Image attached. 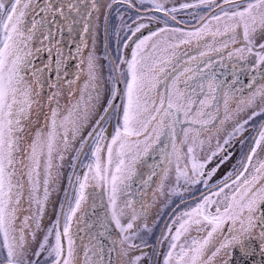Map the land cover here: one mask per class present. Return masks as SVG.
I'll list each match as a JSON object with an SVG mask.
<instances>
[{
    "label": "snow or ice",
    "instance_id": "snow-or-ice-1",
    "mask_svg": "<svg viewBox=\"0 0 264 264\" xmlns=\"http://www.w3.org/2000/svg\"><path fill=\"white\" fill-rule=\"evenodd\" d=\"M119 2L135 7L131 0H113V3ZM144 2L140 0L141 4ZM147 3L151 5L149 12L163 13V16L150 15L147 17L148 23L138 22L143 19L138 17L132 20L131 25H124L130 33L123 43L124 49L131 47L127 57L118 53L117 60L113 61L110 56L104 55L103 58L112 65L109 71L111 88L104 109L105 115L97 121L101 126L89 133V137L93 138L92 162L86 165L88 171L79 183L74 206L67 213H61L64 216L62 230L58 218L32 253L33 258L29 259V237L35 241L36 233L40 230L50 195V184L56 180L54 169L60 166L53 163L54 154L58 160L64 159L63 151L70 145L68 133L71 131L72 139H75L79 124L78 120L69 121V117L64 118L60 127L70 123L71 128L65 127L60 140L63 150H59L57 111L53 110L50 129L39 131L30 141H24V121L32 106L31 87L24 77L33 54L29 42L38 30V25L42 27L47 21L33 18L31 26L25 31V18L35 13L39 4L35 0H12L9 6L6 0H0V235L3 237L0 245L3 259L0 264H80L71 228L73 217L85 199L84 190L88 186L89 173H92L91 179L96 182V186L103 185L109 189L108 207L111 209V220L122 236L120 244L123 255L127 256L130 251L142 246L147 247L143 240L140 244L134 242L140 238L139 232L133 231L134 222L143 212L137 213L133 208L128 222L124 224L121 219L126 213L123 208L118 210L117 207L120 185L127 186L125 182L129 178L125 175V157L134 148L139 149L140 145H143L142 151H137L132 157L133 164L141 154L146 155L160 142L162 136L168 135L171 138L172 153L176 157L177 184L183 179L185 184L203 182L207 185L208 179L215 172L213 169L205 174V164L198 163L194 154L197 143L203 145L204 141L200 139L202 133L210 131L209 126L214 127L216 120V114L208 109L216 99L215 94L221 82L216 79L210 54L219 53L242 40L244 47L229 51V57L235 55L242 60L254 57L256 68L264 65V0H222L220 3L217 0H197L196 3H182L180 9L203 7L206 10L203 15H192V19L200 26L189 31L169 26L170 21L182 23L177 21V8H166L163 0H147ZM67 7L69 12L80 14L75 4L69 2ZM40 11L52 16L59 13L65 21H69L70 31L71 25L77 23L74 18L65 15L63 6L57 8L47 3ZM152 23L163 26L153 30L149 27ZM146 28L149 29L148 35L137 36ZM88 30V24L85 23L83 31ZM133 37L136 39L133 40ZM218 37L227 39L217 40ZM193 44L197 55L189 56L187 51L181 52L182 46L191 49ZM77 51H80L79 46ZM98 59L94 53L87 57L89 84L85 86L87 89L90 85L96 93L97 101L100 99L97 90ZM60 63L57 60L58 66ZM121 65L125 67L121 69ZM120 84L124 85L122 90L118 87ZM199 93H204L203 99L198 98ZM88 95L91 101L92 92ZM223 98L225 119H231V93L224 91ZM258 99L264 100V85L238 101L235 111L255 107ZM117 100L119 104L115 103ZM92 107H84L83 117L87 116ZM260 112H264V107ZM260 112H253L252 115H259ZM109 116L116 118L110 138L105 135L106 129L102 126ZM223 122L221 120V124ZM246 123L247 120L237 124L224 144H229ZM180 124L187 126L182 127L178 134L176 127ZM86 143L88 138L81 143L78 156ZM185 144L186 153L183 152ZM223 150L218 142L211 156ZM261 150H264V124L252 137V143L244 158L239 161V167L229 172L221 183L210 186L194 206L176 215L173 220L174 232L172 227H168V234H162L160 242L168 240L163 264H228L224 259L229 254L228 250L239 246L247 255L249 248L246 241L253 238L260 240V248L264 252V158L257 159ZM102 153L106 154V159L102 158ZM185 157L191 165L190 169L188 164L181 167V160ZM227 159L224 157L221 162ZM166 163L171 165L172 160L166 158ZM170 170H163L161 190ZM128 171L130 175V169ZM205 176V179H200ZM77 180L80 178L77 177ZM25 199L29 203V215L21 220L19 214L24 210ZM126 207H132L130 201ZM227 222L232 225L228 229L231 235L221 239V229ZM144 227L147 228V225ZM192 231L198 235L182 243V238ZM53 232L54 240L49 243ZM200 233L204 235L200 236ZM44 253L46 257L41 262L39 258ZM84 255L85 264H91L87 250ZM143 255L132 257L131 264H140Z\"/></svg>",
    "mask_w": 264,
    "mask_h": 264
},
{
    "label": "rangeland",
    "instance_id": "rangeland-1",
    "mask_svg": "<svg viewBox=\"0 0 264 264\" xmlns=\"http://www.w3.org/2000/svg\"><path fill=\"white\" fill-rule=\"evenodd\" d=\"M169 1L170 0H163L164 3H170ZM196 2L197 0H172L171 3H174V5L177 6L176 8L178 9V11L175 13L177 21L182 23L175 22L171 27H180L185 31L192 30L194 27H199L200 25L192 19V15L194 13L197 16L203 15L206 10L203 7H201L200 9H180L179 7L182 3ZM220 2H222V0H217V3ZM146 7L147 9H149L151 8V5L147 4ZM143 13L144 12L142 11H135V14L132 17L134 19L141 17L143 19L138 22L148 23V16H162L161 13L149 12L148 10L146 11V13ZM28 16L25 18V31H27V29L29 28L27 25ZM96 24L92 27V31L90 33L91 41L86 50V53L83 54V60L85 63L84 73L86 75V80L82 82L80 93L77 96L76 101H72V99L69 101L68 99L66 102V96H68V94H57L53 108L51 106L50 98L49 100L48 98H45L44 102L36 101L35 94L32 88L34 87L33 82L31 81L28 73L30 70L28 69L24 73L25 80L31 87L30 99L32 102V106L28 111L29 118L24 121V141H30L39 131H47L50 129L51 113L53 110L57 111V147L59 150H63V145L60 143V140L63 137L65 127L69 129L71 128L70 123H65V127H60L61 122L64 121V118L69 117V121L78 120L79 124V131L75 139H72L71 131H69L68 133L70 145L66 151H63L64 159L60 161L54 154L53 163L59 164L60 166L54 169V172L56 173V180L54 183L50 184V195L48 197L47 205L45 207L43 218L41 220L40 230L36 233L35 241H32L31 237H29V259L33 258L32 253L37 250L38 245L43 239L44 235L47 233L48 229L53 226L54 222L58 218L60 220V228L62 230L64 224V216L61 213H67L69 208L74 206L75 200L77 198L79 183L83 180L84 174L88 171L86 165L92 162L91 144L93 138L89 137V133L93 132L94 129L98 130V128L101 126L97 124V121L100 120L102 115H105L104 109L107 106L111 88V84L109 81V71L112 65L109 64V62L103 57L105 54H107L112 58L113 61H116L119 53V51L115 53V51L117 50V44L112 40V33L110 34V41L106 43L104 34L102 32L104 27ZM214 24L215 22H213V25ZM73 25L74 24H72L71 28L72 30H75ZM162 26L163 25H158L155 23L149 25L150 28H158ZM115 28L116 27L114 26V29ZM147 29L148 28L143 29L142 31ZM125 37L126 35H121L120 40H122V42L119 45V49H123V41L125 40ZM221 39L226 38H217V40ZM29 46L31 48V41L29 42ZM125 50V56L127 57L130 51L128 50V48ZM185 51H187L189 56L197 55V49L194 44L191 49H189L187 46H182L181 52ZM90 53H94V55L99 58V79L97 81V83L99 84V88L97 90L100 92V99L98 101L95 99L96 93L92 91L90 85L87 89L85 87L86 84H89L86 61ZM220 54L221 52H213L210 54V58L214 62V67H217L218 69H216V74L217 71L222 73L221 79H218V81L221 82V87L215 94L216 99L212 102V107L208 109L209 111L214 112L217 116L216 120L214 121L215 126L213 127L212 125H210L209 128L211 130L202 133L200 139L204 141L203 145H199V143H197L194 153L196 161L198 163L205 164V174L215 169V172L213 173L211 178L208 179V184L205 185L203 182H201L198 184L189 185L185 184L183 179H181L179 184H177L175 179L176 157L175 154L172 153L171 138L168 135L162 136L161 141L154 145V147L146 155L141 154L140 158L134 164L132 163V157L137 154V151H142L143 145H140L139 149L134 148L132 152L128 153L125 157V175L129 176V178L125 182L127 186H125V184L120 185L117 207L118 210L120 208H123L126 213V215L121 219V222L124 224L128 222V217L132 214L133 208L137 213L143 212V215H140L139 218L134 222L133 231H138L140 234V238L136 239L134 242L140 244L141 240H143L147 244V247L142 246L138 249H134L130 251L127 256H125L122 253V247L120 244V240L122 238L120 230L111 220V209L108 207L109 189L107 186L103 185L96 186V182L91 179L92 173H89L90 178L88 181V186L84 190L85 199L81 201V208L77 211L76 216L73 217L71 228V231L76 240L80 264H85L84 253L86 250L88 251V256L90 257L91 264H109L111 250L115 251L118 264H131L132 257L139 256L142 253L144 255L143 259L140 261V264H163V257L168 249V240H164L161 243L160 238L162 234H168V227H172V230L174 232L175 225H173V220L175 219L176 215L184 211L186 208L194 206L195 202L198 201L200 196L207 193L210 186L221 183L229 172H232L235 168L239 167V161L243 159L245 154L247 153L248 148L252 143V137L255 136L260 126L264 124V112H260V109L264 107V100H262V102H258V106L256 107L246 108L244 112H231V119H225V114L221 119H219L218 115L220 113V110L223 109V113L225 112L223 98L224 91H228L231 93L232 99L230 105H233L235 100L240 101L252 94V92L250 91L247 92V94H244V86L237 83L239 82V80H237L239 70H235L236 67H234L233 69V66L235 64H238L239 62V58L237 56H232L229 59V62H233V65H231L230 67L229 75L234 74L235 78L231 75L232 80H224L225 77L227 78L226 72L220 71L219 68H225L228 59H225L224 56ZM120 67L121 69H123L125 66L121 65ZM259 85H257L258 88L264 85V82L260 86ZM64 86L66 87V89H69L73 85L70 86L69 82H67ZM122 86L124 85L122 84ZM257 87L252 91L255 92L258 89ZM206 91L207 88L205 87V92ZM89 92H92L93 96V99L91 101H89ZM198 98L203 99L204 93H199ZM119 103L120 101L116 104ZM86 105H92L93 107L87 113V116L83 117L82 110ZM234 109L236 110L235 107ZM257 111H259L260 114L252 118V113ZM70 113L71 115H69ZM221 120L224 121L223 124H221ZM245 120H247L248 123L244 124L243 130L240 133L236 134L231 139L229 144L225 145L224 140L228 138L229 134L232 133L237 124H241ZM115 124L116 118L114 116H109L108 119L102 124V126L106 129L105 135L109 138L113 133V127ZM186 126L187 125L185 124L177 125V133L179 134L180 129ZM32 131L34 132L33 136H31ZM86 138H88V143L84 145L83 151L78 156L77 153L81 147V143L85 141ZM140 139L143 138L141 137ZM218 142L223 146L224 150L219 152L215 156H211L212 152L217 149ZM183 152H187L186 144L183 146ZM147 155L152 158V162L155 165L156 163L163 164L160 170V174H158L159 176L157 175V173L155 175L153 174V176L147 175V168L149 165L146 161L143 160V158H146ZM210 156L211 159L209 160L208 158ZM166 157L172 160L171 165L166 163ZM224 157H228V159L224 160V162L222 163L221 161ZM102 158L106 159L105 153H102ZM163 158L165 159L163 160ZM262 158H264V150L259 151L257 157V159ZM253 163H255V160L253 161ZM185 164H188L189 169L191 168V165L186 157L181 160V167H184ZM165 168H170L171 170L169 171L168 177L164 182L165 184L163 185V189L161 190L160 181L162 179L163 170ZM129 169L130 175L128 171ZM189 174L191 175V172H189ZM77 177H79L80 180H77ZM43 178L44 176L42 172L41 181H43ZM144 178H147V181L143 185L142 180H145ZM205 178L206 176L200 177L201 180ZM149 189L151 190L150 199L147 196V194H149ZM148 200H150V202H148ZM129 201L132 204L131 208L126 207ZM28 209L29 203L27 199H25L24 210L19 214L21 220L24 216L29 215ZM105 213L107 215H105ZM97 214L100 216V218H98ZM145 225H147V228L144 227ZM231 227L232 225L230 222L225 223V225L221 229V239H223L224 237H229L231 235V233L228 231V229ZM222 232L224 233L223 236ZM197 235L198 234L195 231H192L188 235L184 236L181 242L183 243L186 240L190 241L192 237ZM199 235L203 236L204 234L200 233ZM53 240L54 232L53 235L49 237V243H52ZM258 241L260 240L258 239ZM2 242L3 237L2 235H0V245H2ZM232 250L233 247L228 250L229 254L224 259L227 260L229 257H231ZM45 257L46 253L42 254L39 258L40 261L42 262ZM2 259L3 250L0 249V260Z\"/></svg>",
    "mask_w": 264,
    "mask_h": 264
},
{
    "label": "flooded vegetation",
    "instance_id": "flooded-vegetation-1",
    "mask_svg": "<svg viewBox=\"0 0 264 264\" xmlns=\"http://www.w3.org/2000/svg\"><path fill=\"white\" fill-rule=\"evenodd\" d=\"M6 2L10 6L12 0H6ZM35 2L39 4L40 7L36 8L35 13H32L30 16H28V27L31 26L30 22L33 18H35L37 21L46 20L47 23L42 27L38 25V30L31 40V49L33 54L30 57L31 64L29 66L30 71L28 73L31 81L33 82L34 87L32 88L35 94V100L44 102L45 98H48V100L50 98L52 108L54 106L57 94H68V96H66V102L68 99L69 101L71 99L72 101L77 100L82 82L86 80V75L84 73L85 63L83 60V54L86 53V50L90 44V33L92 31V27L96 23L98 25H101V27H104L102 32L104 34L106 43L110 41V34L112 33V40L117 44V50L115 51V53L119 51V53H122L125 56L126 50L124 48L119 49V45L122 42V40H120L121 35H130L124 25L132 24V20H134L132 16L135 14V11H142L146 13V11L148 10L146 7V5L148 4L147 0H145L143 4L140 3V0H131L132 4H134L135 7H129V5L124 2L113 3V0H35ZM69 2L75 4L80 9L79 15H77L75 11L69 12L67 7ZM169 2L170 3H164L166 8L177 7L174 5V3H171L172 0H170ZM47 3H51L54 7L57 8L63 6L65 15L69 16L70 18H74L77 21V23L73 25L75 30H69V21H65L64 17H62L59 13H57L55 16H52L51 14L41 12L40 8L45 7ZM93 3H95V7H93ZM109 5H111V7H109ZM161 15L163 16V13H161ZM85 23L88 24L89 28L87 32L83 31ZM174 23L175 22L170 21L169 26H173ZM114 26L116 27L115 29ZM132 26L134 27V25ZM152 28L153 30L156 29L154 27ZM45 36H47V39H45ZM82 37L83 40L81 39ZM134 38L135 37H133V40ZM129 43L131 44V41H129ZM78 46L80 48V51H77ZM241 47H244L242 40L237 44L229 45L228 48H225L221 51L220 55H223L225 59H228V62L225 65L226 67L219 68L220 71L226 72L227 78L225 77L224 80L229 81L232 80V77L235 78L234 74H231L232 77L231 75H229L230 67L231 65H233V62H229L230 57L228 53L229 51H235V49ZM128 50L131 51V47H129ZM234 56L235 55H233V57ZM57 60L61 61L59 66L57 65ZM234 67H236L235 70H239L237 79L239 80V82L237 83L244 86V94H247V92L249 91L253 93L254 91L252 90H254L257 85H261L264 82V65H262L260 68H256L254 65V57H248L244 60L239 59L238 64H235L233 66V69ZM216 69L217 67L213 68L216 79L218 80L221 79L222 73L217 71L216 74ZM67 82H69L70 86L73 85L69 89H66V87L64 86ZM118 87L122 90L124 86L120 84L118 85ZM117 102H119V100H117L116 103ZM237 102L238 100H235L233 105H229V110L231 112H235L234 107L237 108ZM258 102H262V100L258 99L257 103ZM257 103L255 107L258 106ZM244 111L245 109L239 112ZM224 114L225 112L223 113V109H221L218 115L219 119H221ZM252 118H254V116H252ZM33 135L34 132L32 131L31 136ZM144 158L143 160L146 161L149 165L147 168V175L153 176V174L155 175L156 173L157 175L160 174V170L163 164L156 163L155 165L149 155H147L145 159ZM164 159L165 158H163V160ZM146 181L147 178L145 180H142L143 185ZM164 182L163 185L165 184ZM148 192L149 194H147V196L150 199L151 190L149 189ZM148 202H150V200H148ZM105 215L107 214L105 213ZM97 216L98 218H100L98 214ZM223 235L224 233L222 232V236ZM258 243L260 245V241H258ZM111 251L114 252V256L116 259L115 251ZM229 259L230 257L227 259V261ZM116 263L118 264L117 259Z\"/></svg>",
    "mask_w": 264,
    "mask_h": 264
},
{
    "label": "water",
    "instance_id": "water-1",
    "mask_svg": "<svg viewBox=\"0 0 264 264\" xmlns=\"http://www.w3.org/2000/svg\"><path fill=\"white\" fill-rule=\"evenodd\" d=\"M153 29V28H151ZM149 33V29L139 33L137 36L146 35ZM136 37L134 38V40ZM116 103V102H115ZM246 245L249 248V254L243 253L239 246H234L232 250V257L229 259L230 264H264V252L261 251L258 241L253 238L246 241ZM109 264H116L114 252H110Z\"/></svg>",
    "mask_w": 264,
    "mask_h": 264
},
{
    "label": "bare ground",
    "instance_id": "bare-ground-1",
    "mask_svg": "<svg viewBox=\"0 0 264 264\" xmlns=\"http://www.w3.org/2000/svg\"><path fill=\"white\" fill-rule=\"evenodd\" d=\"M117 264V263H116Z\"/></svg>",
    "mask_w": 264,
    "mask_h": 264
}]
</instances>
